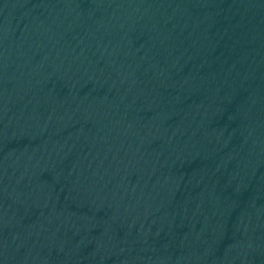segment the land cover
I'll return each mask as SVG.
<instances>
[{"label": "water", "instance_id": "95a60500", "mask_svg": "<svg viewBox=\"0 0 264 264\" xmlns=\"http://www.w3.org/2000/svg\"><path fill=\"white\" fill-rule=\"evenodd\" d=\"M0 264H264V0H0Z\"/></svg>", "mask_w": 264, "mask_h": 264}]
</instances>
